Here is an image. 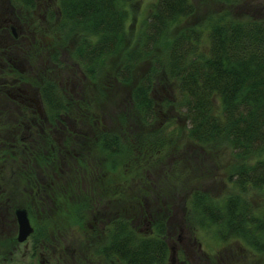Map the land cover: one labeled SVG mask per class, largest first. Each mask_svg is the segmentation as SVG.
<instances>
[{"label":"trees","instance_id":"1","mask_svg":"<svg viewBox=\"0 0 264 264\" xmlns=\"http://www.w3.org/2000/svg\"><path fill=\"white\" fill-rule=\"evenodd\" d=\"M10 2L22 20L34 14L37 4L36 0ZM134 2L56 0L54 7L48 5L44 20L27 19L26 33L17 38L19 46H0L5 67L13 69L11 60L20 59L13 57L16 47L31 60L47 55L50 62L27 73L14 68L18 75L0 80V211L13 214L15 207L26 208L34 226L31 246L43 252L67 240L69 229L97 208V198L102 195L106 203L110 196L111 180L106 175L120 166L119 150L124 147L120 136L103 125L95 136L70 132L63 146L56 144L48 130L26 137L23 113H19L25 107L6 90L12 80L30 82L38 89L48 121L58 127L64 115L75 113L74 108L82 104L81 97L70 96L56 80L58 67L67 65L61 54L67 53L82 76L93 82L96 99L109 92V85L96 82L113 60V78L129 86L128 104L144 124L155 114L157 84L162 90L170 86V95L176 98L165 97L163 106L182 111L187 138L208 151L229 148L240 160L229 177L234 192L216 199L195 189L188 204L190 214L201 226L217 228L223 242L239 238L264 248V205L253 208L245 196L250 190L264 189V19L234 18L223 12L208 17L205 25L180 27L196 12L192 0H154L137 37L127 39ZM45 35H49L46 40ZM31 47L33 50L23 51ZM139 64L146 67L137 74ZM90 107L86 104L85 108ZM160 129L159 134L143 132L137 139L129 137L127 151L132 153L137 146L143 160L149 149L160 152L167 140L161 135L164 128ZM72 140L75 146L70 144ZM86 141L90 148L85 153ZM41 142L45 144L41 146ZM28 143L31 147H26ZM96 173L98 177L93 179ZM120 192L113 198H121ZM104 209L99 207L93 216L102 225L88 227L80 246L84 256L92 258L81 259L79 264H94L96 257L107 264H166L169 246L163 217L155 215L151 231L143 235L126 217H109L112 212ZM6 243L10 247L16 241L5 237L0 246ZM207 259L209 264L214 262L209 256ZM3 261L0 258V264Z\"/></svg>","mask_w":264,"mask_h":264},{"label":"rangeland","instance_id":"2","mask_svg":"<svg viewBox=\"0 0 264 264\" xmlns=\"http://www.w3.org/2000/svg\"><path fill=\"white\" fill-rule=\"evenodd\" d=\"M36 1L34 14L27 19L33 17L42 21L45 19L48 5L54 7L56 0ZM153 1L136 0L131 5L126 28L127 39L137 37L142 23L148 17L149 7ZM192 2L196 12L193 16L182 21L180 27H191L202 22L205 25L208 17L223 12H227L234 18L264 19V0H228L227 2L192 0ZM2 8H4L5 13L0 16V22H3L4 17H8L12 19L13 28L16 32L26 33L28 20H22L18 17L20 15L18 8L12 6L10 0H3L2 4L0 0V13H2ZM7 29L10 34L11 29L9 27ZM20 34H18L19 39L22 38ZM205 34L206 32L203 37ZM18 37H15L13 41H11V37L6 38L5 41L3 37H0V43L2 45L12 43L19 46ZM47 37L49 35L42 36L45 40ZM32 48L23 49V51L27 53ZM14 49L13 57L20 59H12L11 65L15 66V69L24 70V73L47 66L50 63L47 55L31 60L26 55L21 54L22 50L19 47ZM3 59L5 62V58ZM61 59L64 64L67 61V65L58 67L56 80L66 93H69L70 96H77V98L81 97L82 100L81 107L74 108L75 113L68 114L69 121L73 119L69 123L70 128L65 121L63 122L64 126L67 127L66 130L72 132V129L76 128L81 134L95 136V132L105 125L107 129L120 136L124 145L119 150L122 159L118 171H112L109 176L106 175L107 179L109 177L111 180L110 198L107 197L106 203V199L104 200L102 195L97 198V208L88 213L83 222L69 229L67 240L56 242L50 249L48 248L49 250L35 251L31 246L30 237L24 242H18L14 213L2 212L1 210L0 241L5 237L14 238L16 241V244L10 247L7 243L4 247L0 246V258H4L3 264H79L81 259L92 258L91 256H84L86 252L81 251L80 246L87 237L85 232H87L88 227L102 225V222L93 219V216L98 213L97 209L99 210L101 206L105 208V211L112 212L109 217L116 214L126 217L130 224L135 226L143 235H148L151 231L150 222L155 219V215L158 216L157 218L163 217L166 223V240L169 246L166 264H209L207 256L210 259L213 258L214 262H210L211 264H264V248L250 246L245 240L239 238L223 242L217 228L201 226L199 220L190 214L188 204L195 189L205 191L216 199H221L234 192L229 177L233 176L232 173L240 160L234 157L229 148L220 147L217 150L208 151L187 138V125L182 111L177 112L173 105L163 106L166 98L175 100V94L174 97L170 95L172 88L167 86V90H162L160 83L157 84L159 92L156 86L154 91L157 100L155 114L150 122H147L149 124H144L138 112L133 111V107L128 104L129 86L121 84L113 78L115 71L113 60L108 63L100 77L101 79L96 82L109 85V92L104 98L96 99L94 97L95 88L92 86L93 82L88 76H82L77 62L71 61L67 53H62ZM2 62L3 60L0 61V80L2 78L10 80L18 75L14 68L5 67ZM145 67V65L139 64L135 72L138 74L137 71L142 72ZM14 85H18V83H14L12 87H15ZM12 87L7 86L6 90L13 94L17 93V90L12 89ZM21 88L31 89L25 83ZM31 91L35 92V89L32 87ZM86 104L91 107L85 108ZM91 118L93 119L92 122L89 120ZM160 128H164L161 134L162 138L164 140L167 138L160 147V152L149 149L148 155L143 160L136 150L137 146L134 147V153L127 151L130 146V138L137 139L143 132L159 134ZM57 130L60 131V129ZM19 132L21 133L22 129ZM54 135L59 141L61 134L55 132ZM76 141H78L77 137ZM76 141L72 140L70 144L72 145ZM86 142L88 147H82L85 153L90 148L89 142ZM135 142L134 144L137 145ZM4 171L8 174L7 168H4ZM96 177H98V173L93 174V179ZM113 190H116V194H112ZM118 191H121L119 193L121 198L114 199L113 195H117ZM245 196L250 200L253 208L264 205V189L250 190ZM140 215L141 218L138 220ZM109 217L105 216L107 220ZM31 224L33 226V221ZM259 250L262 252L258 253ZM93 262L94 264H107L98 260L97 257Z\"/></svg>","mask_w":264,"mask_h":264},{"label":"flooded vegetation","instance_id":"3","mask_svg":"<svg viewBox=\"0 0 264 264\" xmlns=\"http://www.w3.org/2000/svg\"><path fill=\"white\" fill-rule=\"evenodd\" d=\"M2 2H3V0H1V4H2ZM1 10H2V13H0V16L5 13L4 8H2ZM13 26H14V24H13L12 19H10L8 17H4L3 22L2 21L0 22V32H1L0 37H3L4 41L6 38H9V37H11V41H13L15 39V37H18V34H20L19 32H16V30L13 28ZM7 27H9L11 29L10 32L12 34L11 33L9 34ZM11 41H9V42H11ZM6 45H7V43L3 44V45L0 43V46H6ZM1 66L4 67V65H1ZM13 82L16 84L18 83V85H14L15 87H12L14 84ZM10 83L12 84V85H10L12 87V89H16L17 93H14V94L10 93L9 90H7V93L13 99L18 100L19 104H21L22 106L25 107V110L24 109L21 111L19 110L20 114L23 113V123L25 124V129H26V132H24V135H26V137L29 136L32 138V137L36 136L37 132L44 133L45 130L46 131L48 130L52 133V136H53L56 144H58L59 146H63V142L65 141L67 135L70 133L68 130H66L67 127L64 126L63 122L65 121V123H67L69 125L70 121L72 122L73 119L69 121L68 114H67V116L64 115V117L61 118V122L57 123L59 127H56V126L54 127L48 121L46 111L43 108L42 100H41L40 95L38 93V89L36 87H34L30 82H26V81L25 82H18L15 79V80H12V82H10ZM24 83L27 84V86L31 89L33 87L35 89V92L34 91L32 92L31 89L29 90L28 88H27V90L22 89L21 86ZM75 98H77V96H75ZM74 122H75V119H74ZM56 128L60 129V131L57 130ZM69 128H70V125H69ZM72 130L76 133L78 132L76 130V128H73ZM55 132H59V134H61V138L59 139V141L56 140V136L54 135ZM34 143H36V142H34ZM42 144H45V142H41L40 145L42 146ZM37 145H38V143H36L35 146H37ZM72 145L75 146L76 142H74ZM26 147H31V144L30 143L26 144Z\"/></svg>","mask_w":264,"mask_h":264},{"label":"water","instance_id":"4","mask_svg":"<svg viewBox=\"0 0 264 264\" xmlns=\"http://www.w3.org/2000/svg\"><path fill=\"white\" fill-rule=\"evenodd\" d=\"M14 215L17 223V240L18 242H24L33 232L28 212L23 207H17L14 210Z\"/></svg>","mask_w":264,"mask_h":264}]
</instances>
